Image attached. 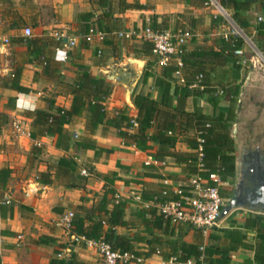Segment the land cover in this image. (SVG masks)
<instances>
[{
  "label": "crops",
  "instance_id": "obj_1",
  "mask_svg": "<svg viewBox=\"0 0 264 264\" xmlns=\"http://www.w3.org/2000/svg\"><path fill=\"white\" fill-rule=\"evenodd\" d=\"M126 1L127 3L138 1L148 7L121 10V0H112L109 8L100 7L95 0H0V57L7 63L0 66V72L3 78L10 77L14 66L23 65L21 83L30 88L28 92H21L3 87L0 83V111L8 114L10 119L7 126L11 127L16 138L23 143H19L20 151L23 152L21 156L5 155L0 160V167L7 165L12 168V176L7 186L10 187L11 193L6 195V199H9V205L12 204L14 207L12 215L4 217L0 213V264H49L50 258L58 255V251L63 256L75 252L86 261L103 264L97 248L92 243L84 239L75 242L70 230L60 223L64 214L74 211L82 202L92 206L103 197L109 182L98 173L107 174L109 179H115L111 187L115 188L122 198L129 200L126 215L128 219L133 218V211L139 207V202L133 198L135 194L141 195L144 189L159 191L167 179L174 183H183L185 176L188 175L184 171V166L172 159H156L152 154L158 147L156 143L150 150H141L133 143H126L118 134V129L112 126L100 125L93 136L105 149L101 153H97L95 149L86 150L77 146L76 142L82 139L86 132V113L65 125V133L69 135V139L64 145L58 144V135L43 136L38 141H34L30 136L33 118L28 116L26 111L38 108L48 110L50 100H53L56 106L69 109L73 98L71 85L76 80L79 65L89 67L95 76L105 78L112 84L113 92L106 102L109 110L127 107L130 115L136 117L138 114L135 103L131 106L125 100L124 82L127 79V72L133 67L127 63L126 59L129 57L140 58L146 63L144 73L134 91L133 102L139 93L158 101L163 100V88L157 83V79L164 77L166 66L159 65L154 54H142L144 40L119 37L117 31L140 29L150 24L154 15H158L159 21L167 18L170 23L169 29H183L186 23L195 33L186 45V54L203 48L218 49L224 33L232 32L227 20L212 5H196L189 0ZM107 9H110L114 18L118 19L116 29L112 32L104 31L107 33L104 41L90 42L84 36L86 21L80 18V14L93 12L96 17L90 23L96 26L97 16ZM249 15L253 23L260 18L264 20L262 3L259 1L254 3ZM28 24L33 28V37H38L40 43L50 42L44 45L43 55L39 57L26 42L16 41L17 37L24 36L23 29L30 26ZM111 24H114L113 20ZM57 32L65 36L59 47H63L69 39L76 40L74 46L68 47L65 58L57 56L59 47L51 42L58 40L55 35ZM253 38L251 39L254 42ZM45 60H48V64ZM47 65L50 68L46 73L44 69ZM243 65L242 84L252 63L243 62ZM229 67V64L224 66L227 69ZM148 71L151 74L145 79L144 75ZM175 77L171 87L174 107L178 103L176 87L185 83L176 73ZM240 92L238 102L233 106L235 118L239 109ZM227 94L231 97L230 93ZM223 100L224 98L215 107L208 101L206 94L191 96L187 109L194 111L195 108H199L204 113L217 115L219 111L228 112L231 109L230 98L227 106L222 104ZM18 125L20 126L17 127ZM7 126L4 128L6 132L10 131ZM130 130L136 131L137 126ZM193 134V131L188 133ZM35 144H38L41 150L30 155V150ZM176 149L191 151L186 135L181 136ZM61 157L73 158L77 163L76 171L64 174L58 167ZM32 159L36 161L32 162ZM83 168L93 169V172L89 170V175H83L81 172ZM44 173H50L52 183L42 182ZM75 183L81 185H74ZM248 212L250 211H247V214ZM247 214L233 218L229 215L221 221L220 226L208 233L191 229L186 224L176 225L175 235L158 233L163 239V243L158 244L159 248L169 249V242L177 237H182L188 242H194L197 238L207 245L211 233L224 235L223 231L217 229L231 227L234 220L243 224ZM137 224L132 227L118 226L117 229L120 233L134 235L144 229L139 221ZM179 227H182L181 236L178 235ZM43 235L51 237L52 240L38 243V239ZM253 235L254 233L249 232L248 239L251 240ZM135 246L144 253L152 247L148 240L137 242ZM229 255L230 264H257L254 262L255 252L248 248L239 247L231 250ZM143 256L142 262L130 264H174L158 251Z\"/></svg>",
  "mask_w": 264,
  "mask_h": 264
},
{
  "label": "trees",
  "instance_id": "obj_2",
  "mask_svg": "<svg viewBox=\"0 0 264 264\" xmlns=\"http://www.w3.org/2000/svg\"><path fill=\"white\" fill-rule=\"evenodd\" d=\"M95 1L99 3L100 7L109 8L112 0ZM189 1H193L196 5H204L207 2V0ZM219 1L230 11L234 21L243 30L244 34L250 38L254 37V42H257L256 45L263 48L264 20L259 19L256 23H253L249 11L252 9L253 4L258 1L264 7V0ZM120 5L121 10L148 7V5L141 4L138 1L127 3L126 0H121ZM94 17L96 15L93 12L80 14V18L86 21L85 38L91 28H98L107 32L116 29L118 19L114 18L110 9L97 16L98 25L96 26L90 23ZM111 20L114 21V24H111ZM150 25L156 30L170 28L167 18L159 21L158 15L153 16ZM183 29H189L186 23ZM63 40L51 42L59 47L62 45ZM16 41L26 42L37 53V57L43 55L44 45L50 43H40L39 38L33 36H19ZM247 47L243 35L231 33L228 37L225 35L221 37L218 49L203 48L188 54L185 53L182 67L185 83L176 87L177 105L174 107V94L171 93L172 81L176 79L177 67L169 65L166 66L164 77L157 79V83L163 88V100L158 101L148 95L137 94L134 97V103L138 109L136 117L128 113L127 107L109 110L106 102L112 95V84L105 78L95 76L89 67L79 65L76 80L71 85L73 98L69 109L59 105L56 106L54 101L50 100L48 110L38 108L26 111V114L33 118L30 136L34 141H38L43 136L58 135V144L64 145L69 139V135L65 133V125L72 122L75 117L86 113L85 135L76 142L77 146L82 149H95L97 153L104 151V147L100 146L93 136L100 125L112 126L118 129V134L124 138L126 143H133L141 150H150L156 143L158 147L152 153L155 158L158 160L172 159L184 166L186 174L208 176L211 172H217L224 177L233 178L234 181L235 147L232 123L235 112L233 106L238 102L243 80V61L245 60L247 64L251 62L244 57L245 54L243 56L238 55L236 50L241 48L245 50ZM143 48L142 54L153 55L151 42L144 40ZM45 62L48 64V60H45ZM227 64L230 65L229 69L224 68ZM23 68V65L14 66L12 76L3 78L1 85L21 92H28L30 88L21 83ZM49 68V65H47L44 71L49 72ZM228 73L230 74L228 75ZM150 74L149 71L146 72L145 79ZM227 93L231 94V109L228 112L219 111L217 115H211L204 113L199 108H195L194 111L187 109L188 99L191 96L206 94L208 101L217 107ZM8 117L7 113L0 111V133L8 123ZM133 120H136L138 124L137 130L134 132L130 130L134 127ZM190 131H193L194 134L188 135ZM183 135H186V141L191 151L176 149V144ZM199 137H202L204 141L200 142ZM200 145L203 147L202 158H200L198 152ZM40 150L38 144L33 146L34 154H37ZM76 165V161L71 157H61L58 163V167L61 168L64 174L75 172ZM200 165L206 170H201ZM89 170L93 172V169ZM98 175L108 180L109 186L106 187L103 197L92 206H87L82 202L75 208L70 229L72 235L84 240L105 241L115 249L131 250L139 256L158 251L167 259L176 257V264H183L189 260H194L197 264H230V251L243 247L255 252L254 262L264 264V213L248 212L243 224L234 220L231 227L218 228L217 230L223 231L224 235L211 233L207 245H204L202 240L197 238L194 242H188L183 240L182 237H177L169 242V249L165 250L159 248L163 243V239L158 233L175 235L177 226L164 215L158 213L154 206H142L140 203L139 207L133 211V218L128 219L126 215L129 200L122 198L116 192V189L111 187L115 179H109L107 174L98 173ZM11 176V167L7 165L0 167L1 190L7 188ZM43 176L42 182H53L50 173H44ZM74 185L81 184L75 183ZM168 187L164 184L159 191L144 189L141 194L142 200L146 202L156 198H172V195H163V191ZM221 192L227 197L232 194V190L222 189ZM13 209V205H9V199H3V203L0 204L1 215L4 217L9 214L12 215ZM137 221L144 229L134 235L120 233L117 229L118 226L132 227L138 225ZM190 228L197 229L192 226ZM178 230H180L178 235H183L182 227ZM249 232L254 233L251 240L248 239ZM148 235L151 238L148 239ZM51 240V237L43 235L38 239V243ZM145 240H148V243L152 245L146 253L135 246L137 242ZM74 241L77 240L74 239ZM155 243L156 245H154ZM57 254L50 258L49 264H98L80 258L75 252H72L69 256H60L61 252L59 251Z\"/></svg>",
  "mask_w": 264,
  "mask_h": 264
},
{
  "label": "built area",
  "instance_id": "obj_3",
  "mask_svg": "<svg viewBox=\"0 0 264 264\" xmlns=\"http://www.w3.org/2000/svg\"><path fill=\"white\" fill-rule=\"evenodd\" d=\"M207 5L215 6L219 13L231 24L233 27L232 32L224 33L228 37L231 33H239L244 36L246 43L250 45L254 51L256 58L264 64V50H261L250 37L244 34L243 30L238 27L234 21L230 11L225 8L219 0H207ZM262 18H260L261 20ZM119 37L126 39L140 38L152 43L153 54L157 57L158 64L161 66L175 65L177 67L176 74L182 77V67L184 65L183 56L187 50L188 41L195 36V33L190 29H165L156 30L149 23L140 29L120 30L116 33ZM23 35L31 37L34 35L33 28L26 26L23 29ZM58 40L64 39V34L56 33ZM107 33L98 29L91 28L86 35L87 40L104 41ZM8 41V40H7ZM76 40L69 39L63 46L57 48V56L65 58L68 54V47L74 46ZM236 53L243 56L245 54L244 48L237 49ZM246 63V61H243ZM133 125L136 127L137 121L133 120ZM18 125L17 127H19ZM199 141L203 142L204 139L199 137ZM199 156L202 158L203 147L200 145ZM149 163V162H148ZM200 169L202 168L200 165ZM83 175H89L90 171L87 168L82 169ZM183 183H174L172 180H165V185L169 187L163 191V195H172V198L167 199H153L144 202L140 194L134 195V200L142 204V206H154L158 213L164 215L174 225L186 224L208 233L215 227L220 226V216L223 207L227 204L229 197L222 194L223 188H233V178H227L220 173L211 172L208 176H201L200 174H188L185 176ZM74 217L73 211H68L60 220V223L67 229H71V222ZM77 241L80 239L73 235ZM92 243L99 253L103 264H130L132 262H142L144 256H139L131 250L115 249L110 243L105 241L88 240ZM63 256L62 253L59 254ZM170 262L176 264L177 258L171 257ZM194 260H189L183 264H192ZM195 262V261H194ZM195 264H197L195 262ZM204 264V263H200Z\"/></svg>",
  "mask_w": 264,
  "mask_h": 264
},
{
  "label": "water",
  "instance_id": "obj_4",
  "mask_svg": "<svg viewBox=\"0 0 264 264\" xmlns=\"http://www.w3.org/2000/svg\"><path fill=\"white\" fill-rule=\"evenodd\" d=\"M126 60L133 67L127 72L124 82L125 100L133 106V94L146 63L134 57ZM232 135L235 147L234 185L220 221L239 209L264 213V64L256 57L241 86Z\"/></svg>",
  "mask_w": 264,
  "mask_h": 264
},
{
  "label": "rangeland",
  "instance_id": "obj_5",
  "mask_svg": "<svg viewBox=\"0 0 264 264\" xmlns=\"http://www.w3.org/2000/svg\"><path fill=\"white\" fill-rule=\"evenodd\" d=\"M228 24L231 27V24L227 21V25ZM28 25L31 26V24H28ZM24 26L25 25H23V27ZM232 29H233V27H232ZM260 49L261 50H264V44H263V48H260ZM244 57L247 60H250L251 63L253 62L255 56H254V51H253L252 47H250V46L248 47V52L244 55ZM3 64H7V63L2 59V57H0V66H3ZM245 76H246V74H244L243 77L245 78ZM2 78H3L2 72H0V83L2 81ZM223 98H224V100H223L222 104L225 105V106H227L229 104L230 95L226 94V95L223 96ZM9 119H10V117H8V122H9ZM7 124L5 126H7ZM5 126H4V128H6ZM4 128H3L2 132L0 133L1 134L0 135V160L3 159L2 157H5V155L17 156L19 154L21 156L23 152L20 151L21 148H19V143L20 144H23V143L19 142V140L16 138V135H14V133H13L14 131L11 130V127L10 126H7V129L9 128L10 131H7L6 132V131H4ZM32 150L33 149L30 150V155H31V153H33ZM19 160H20V157H19ZM35 161H34V159H32V162H35ZM33 186H35V185H33ZM10 193H11L10 192V187L6 188L5 190H1L0 189V200L1 199L2 200L3 199H6V195L7 194H10ZM245 214H247V211L240 209V210H236L235 212H233L229 217L230 218H233V217H242ZM221 226H223V225H221Z\"/></svg>",
  "mask_w": 264,
  "mask_h": 264
}]
</instances>
